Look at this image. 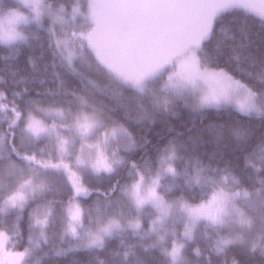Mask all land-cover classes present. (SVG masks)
Segmentation results:
<instances>
[{
    "label": "snow or ice",
    "instance_id": "1",
    "mask_svg": "<svg viewBox=\"0 0 264 264\" xmlns=\"http://www.w3.org/2000/svg\"><path fill=\"white\" fill-rule=\"evenodd\" d=\"M0 46V264H190L202 229L264 264V0H0ZM181 107L229 118L149 138Z\"/></svg>",
    "mask_w": 264,
    "mask_h": 264
},
{
    "label": "trees",
    "instance_id": "2",
    "mask_svg": "<svg viewBox=\"0 0 264 264\" xmlns=\"http://www.w3.org/2000/svg\"><path fill=\"white\" fill-rule=\"evenodd\" d=\"M57 2H60V0H57ZM67 2L70 4L72 0H67ZM34 27V26H33ZM37 36L40 38L37 39L35 36L32 37L31 43L33 47H27L26 51L30 54H32L37 61L38 66L40 67L41 71H44V65L46 61L40 57L41 51H43L41 44L44 41V35L45 33L41 29H35ZM0 48H3V46H0ZM3 52H0V75H4V72L2 69L4 68V61L2 59ZM50 60V56H49ZM27 56L23 55L20 58H17L16 63L21 66V68H27V70L31 71V66L27 65ZM58 70L64 71L63 68L58 67ZM53 72V69L51 66H49L46 70V74L51 77V74ZM228 115L223 110L217 111L215 109L207 110L205 113H201L199 111H193L189 108L181 107L178 110V113L176 115H171L168 117L169 125L165 127L163 124L160 125H153L151 131L149 132V138L152 136H158L163 135L165 133H170L174 135L177 132H185L188 128H202L205 124L209 123L210 121H223L228 119ZM173 130V131H170ZM207 231H211L210 229ZM120 239L121 237L113 238L109 241L108 248L105 249L103 252H101V256H108L110 260L115 261V264H126V262L123 260L122 256H112L110 254L111 249L115 248H122L123 245H120ZM125 244L127 243H134L136 246V256L129 257V261H134L137 259L143 260L145 264H166V261L164 257L159 253L158 250L155 249H148L145 250L144 245L150 244L152 237L145 236L143 239H141L138 236H133L131 233L125 234L123 237ZM195 243H199L202 249L205 252V255L202 254L201 256H196L194 251H192V248L195 247ZM208 244H209V238L204 235V230L202 229L201 232L197 236V241L193 244L189 245L188 250V257L190 264H207V251H208ZM86 258V257H84ZM46 259L51 260L53 262H59V264H64L66 258L63 256H55L54 254L47 257ZM224 258L221 256H217L213 254V261L214 262H220ZM251 259L253 261H258L261 259L259 256V253L253 254L251 256Z\"/></svg>",
    "mask_w": 264,
    "mask_h": 264
}]
</instances>
